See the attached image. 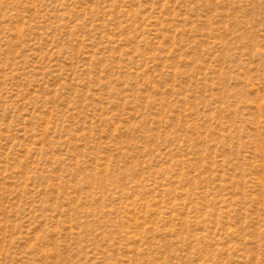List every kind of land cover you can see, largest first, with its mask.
I'll use <instances>...</instances> for the list:
<instances>
[{
    "label": "rangeland",
    "instance_id": "374dc122",
    "mask_svg": "<svg viewBox=\"0 0 264 264\" xmlns=\"http://www.w3.org/2000/svg\"><path fill=\"white\" fill-rule=\"evenodd\" d=\"M0 264H264V0H0Z\"/></svg>",
    "mask_w": 264,
    "mask_h": 264
}]
</instances>
